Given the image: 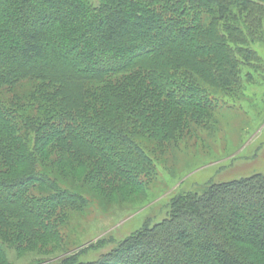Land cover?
<instances>
[{
  "label": "trees",
  "instance_id": "1",
  "mask_svg": "<svg viewBox=\"0 0 264 264\" xmlns=\"http://www.w3.org/2000/svg\"><path fill=\"white\" fill-rule=\"evenodd\" d=\"M262 42L264 0H0V264H264L260 174L178 192L121 240L63 237L87 191L147 196L162 160L211 133V97L254 83Z\"/></svg>",
  "mask_w": 264,
  "mask_h": 264
},
{
  "label": "rangeland",
  "instance_id": "2",
  "mask_svg": "<svg viewBox=\"0 0 264 264\" xmlns=\"http://www.w3.org/2000/svg\"><path fill=\"white\" fill-rule=\"evenodd\" d=\"M252 48L258 52L262 72L236 98L222 92L211 97L216 105L211 133L192 137L188 140V150L170 155V160H162L147 196L129 198L118 193L104 199L87 191L93 201L84 214L70 220L63 231L70 252L83 250L101 239L107 240L111 234L121 240L146 223L160 222L166 214V202L178 192L197 190L209 181L220 184L257 174L264 176V42ZM62 177L77 185L82 173L69 170ZM112 247L107 245L88 251L81 260L96 261ZM49 257L39 250L16 258L9 253V259L15 260V264H29L32 259ZM161 263L162 260L157 261Z\"/></svg>",
  "mask_w": 264,
  "mask_h": 264
}]
</instances>
